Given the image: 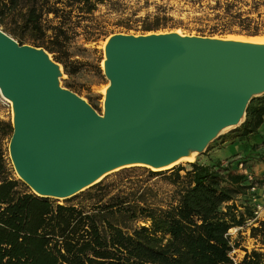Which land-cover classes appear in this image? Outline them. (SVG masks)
I'll return each instance as SVG.
<instances>
[{"label": "water", "instance_id": "obj_1", "mask_svg": "<svg viewBox=\"0 0 264 264\" xmlns=\"http://www.w3.org/2000/svg\"><path fill=\"white\" fill-rule=\"evenodd\" d=\"M46 53L0 29V88L15 112L8 156L20 179L43 197L75 194L120 164H159L187 144L203 147L236 125L252 94L264 91L262 47L114 33L104 47L110 84L100 116L58 86L56 62Z\"/></svg>", "mask_w": 264, "mask_h": 264}, {"label": "trees", "instance_id": "obj_2", "mask_svg": "<svg viewBox=\"0 0 264 264\" xmlns=\"http://www.w3.org/2000/svg\"><path fill=\"white\" fill-rule=\"evenodd\" d=\"M105 2L0 0V29L20 45L44 49L64 72L74 74L64 62L65 42L79 26L71 14L90 15ZM261 7L264 0H212L210 5L214 18L248 35L264 32ZM84 40L96 35L87 32ZM263 116L264 95L251 98L243 120L230 130L232 137L254 133ZM11 133L10 120L0 118V264H264V219L251 221L250 185L236 170V160L145 168L146 179L166 186L162 195L146 182L114 189L97 182L75 203H58L34 195L14 177L4 146ZM243 156L237 160L247 166ZM250 221L256 222L247 228L256 246L246 250L228 230ZM238 248L243 254L236 261L230 253Z\"/></svg>", "mask_w": 264, "mask_h": 264}, {"label": "rangeland", "instance_id": "obj_3", "mask_svg": "<svg viewBox=\"0 0 264 264\" xmlns=\"http://www.w3.org/2000/svg\"><path fill=\"white\" fill-rule=\"evenodd\" d=\"M211 4L212 0H106L104 4L98 5L96 10L90 15L80 17L72 13L71 21H79L78 25L80 27H75L72 33L68 35L65 42L68 57L64 59V62L66 69L74 71V74L64 72L62 65L56 62L60 64L63 73V77L57 78V83L82 98L94 112L100 114L102 111V88L107 85V79L101 69V61L103 59L101 44L109 35H113L114 33L145 35L147 33L180 31L184 35L194 36L264 38V32L256 35L240 33L236 25L225 23V19L214 18V12L210 9ZM240 9H246V6L240 5ZM260 11H264V7H261ZM82 26L84 29H82ZM226 29L230 30V32H223ZM101 31H106L108 35L106 37L99 35ZM87 32L96 35V40H84V35ZM49 56L52 59L50 54ZM260 94L264 93L252 94L251 98ZM0 118L9 119L11 122L10 106L1 95ZM243 118L244 115L236 125L227 126L217 131L205 143L195 159H220L224 162L228 157L232 156L234 150L238 151L240 149L238 147H241V145L237 141L244 142L245 139L232 137L230 130L237 127ZM7 145L8 141L6 140L4 146L8 165L11 167L14 177L23 182L13 169L8 156ZM242 159H246L245 165L251 163L250 158H247L245 154ZM185 163L181 162L180 165ZM131 167L133 166L121 167L107 173L98 182L110 183L112 189L115 187L127 188L139 182H146L147 185H155L159 191V195L163 194L166 186L161 181L157 178L146 179V175L143 172L145 168L143 167ZM24 184L28 188V191L33 193L29 186L26 183ZM90 186L63 199L49 196L48 198L58 203H64V201L75 203L82 191H85ZM253 195L254 200H251V204L253 205V209H255V204L259 205L256 219H260L264 217V194L261 191H256ZM249 225H256V222H248L244 228H231L228 231L231 237H234L246 250H250L256 246L254 240L248 235L247 228ZM242 254L243 250L239 248L234 249L230 253L236 261L240 259Z\"/></svg>", "mask_w": 264, "mask_h": 264}, {"label": "bare ground", "instance_id": "obj_4", "mask_svg": "<svg viewBox=\"0 0 264 264\" xmlns=\"http://www.w3.org/2000/svg\"><path fill=\"white\" fill-rule=\"evenodd\" d=\"M164 33H175L178 36H194V35H184L183 33H181L180 31H176V32H164ZM149 34H163V33H147L145 35H149ZM113 35H109L105 41L101 44V48H103V59L101 61V69H102V73L104 72V63H105V53H104V47L106 45V43L112 38ZM136 36V35H135ZM213 39H219V40H225V41H235V42H239V43H245V44H250V45H254V46H258V47H262L264 48V38L263 37H243V36H226V37H210ZM46 56L50 59V56L48 53H46ZM56 66V71H57V78L59 77H63V73L61 71V66L58 63H54ZM107 85L104 86L102 88V111L99 114L100 116H102L103 113V108H104V99H105V95L107 92V89L109 87L110 81L107 79ZM58 84V83H57ZM58 86H60L58 84ZM61 87V86H60ZM62 89H64L63 87H61ZM264 93V91L262 92ZM0 95L5 99V101L9 104L10 106V115H11V121L12 118L15 114L14 109H13V101L11 98L6 97L3 95L1 88H0ZM82 99V98H80ZM83 100V99H82ZM232 126V125H229ZM202 147H197L194 144H187L185 146L182 147V150L180 153L176 154L174 157L170 158V159H166L165 161H163L162 163L159 164H151V163H145V162H129V163H124V164H120L117 166H114L110 169L104 170L102 172H100L98 175H96L94 178H92L87 184H85L84 186H82L80 189H78L77 191H75L74 193L83 190L84 188L100 181L107 173H110L114 170H117L121 167H126V166H140L143 168H146L148 170L151 171H160V170H166V169H170L178 164H180L181 162H192L193 160H195L196 155L199 153L200 149ZM16 173V172H15ZM16 175L21 178L17 173ZM29 186V185H28ZM29 188L31 189V191L36 194V195H41L38 192H36L34 189H32L30 186ZM73 194V193H72ZM72 194L66 195V196H57V198L59 199H63L66 198ZM49 197H55L53 195H47Z\"/></svg>", "mask_w": 264, "mask_h": 264}, {"label": "crops", "instance_id": "obj_5", "mask_svg": "<svg viewBox=\"0 0 264 264\" xmlns=\"http://www.w3.org/2000/svg\"><path fill=\"white\" fill-rule=\"evenodd\" d=\"M263 95L264 94L256 95L252 98H257ZM237 138L245 139V140L244 142L237 141L241 145V147H238L240 149L238 151L234 150L232 152L233 153L232 156L228 157L223 163L230 160L231 163L233 164V162H235V160H237L239 156H242L245 154L247 155V157L250 158L251 163L247 166H244L245 167L244 171H248L252 175L259 174L261 171L264 170V116L262 117V122L260 123V125L258 126V128L256 129L254 133H250L246 135L245 137L238 136ZM197 160L202 163L208 161L207 159L206 160L197 159ZM249 200L251 202L252 198H250ZM263 219L264 217L260 218V220H263Z\"/></svg>", "mask_w": 264, "mask_h": 264}, {"label": "built area", "instance_id": "obj_6", "mask_svg": "<svg viewBox=\"0 0 264 264\" xmlns=\"http://www.w3.org/2000/svg\"><path fill=\"white\" fill-rule=\"evenodd\" d=\"M234 165L236 166V170L243 174V179H244L245 183L250 185L247 189V193L250 196L249 198H252V200H254L253 194L256 193V191H258V190L264 194V170L261 171L257 175H252L248 171H244L245 167L241 164V162L239 160H236ZM254 208L255 209H253V211H252L253 218L251 219V221H254L257 218V212L259 209V205L255 204Z\"/></svg>", "mask_w": 264, "mask_h": 264}]
</instances>
